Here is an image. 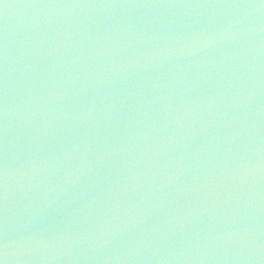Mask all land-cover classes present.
I'll return each instance as SVG.
<instances>
[{"label":"water","instance_id":"1","mask_svg":"<svg viewBox=\"0 0 264 264\" xmlns=\"http://www.w3.org/2000/svg\"><path fill=\"white\" fill-rule=\"evenodd\" d=\"M3 264H264V0H0Z\"/></svg>","mask_w":264,"mask_h":264},{"label":"snow or ice","instance_id":"2","mask_svg":"<svg viewBox=\"0 0 264 264\" xmlns=\"http://www.w3.org/2000/svg\"><path fill=\"white\" fill-rule=\"evenodd\" d=\"M0 264H3V261L2 260H0Z\"/></svg>","mask_w":264,"mask_h":264}]
</instances>
